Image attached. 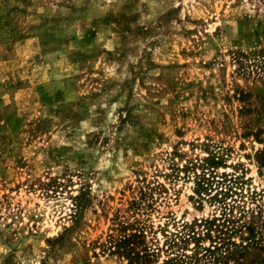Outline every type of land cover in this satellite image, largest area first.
I'll return each instance as SVG.
<instances>
[{"label": "rangeland", "instance_id": "374dc122", "mask_svg": "<svg viewBox=\"0 0 264 264\" xmlns=\"http://www.w3.org/2000/svg\"><path fill=\"white\" fill-rule=\"evenodd\" d=\"M0 264H264V0H0Z\"/></svg>", "mask_w": 264, "mask_h": 264}, {"label": "trees", "instance_id": "16d2710c", "mask_svg": "<svg viewBox=\"0 0 264 264\" xmlns=\"http://www.w3.org/2000/svg\"><path fill=\"white\" fill-rule=\"evenodd\" d=\"M201 181V180H200ZM203 181H207L208 183H209V179L208 178H205V179H203ZM203 185V184H202ZM207 188L208 187H201L198 191L200 192V193H202V192H206L207 191ZM224 213V212H223ZM216 219V217H212V218H210L209 220L208 219H204V222L205 223H212L214 220ZM202 220H200V222H201ZM190 225H192V223H190L189 225H187L186 224V227H189ZM180 239H181V237H179ZM172 241H173V239H172ZM171 260V259H170ZM167 261H169V260H167Z\"/></svg>", "mask_w": 264, "mask_h": 264}, {"label": "built area", "instance_id": "2783aa9c", "mask_svg": "<svg viewBox=\"0 0 264 264\" xmlns=\"http://www.w3.org/2000/svg\"><path fill=\"white\" fill-rule=\"evenodd\" d=\"M199 182H201V184H203V186L208 187V188H207L208 191L211 189V188H210V185L212 184V181L209 180V183H208L207 181H203V180H201V181H199ZM206 192H207V191H206ZM206 192L204 191V192H202V194H205ZM214 195H215V194H214Z\"/></svg>", "mask_w": 264, "mask_h": 264}]
</instances>
